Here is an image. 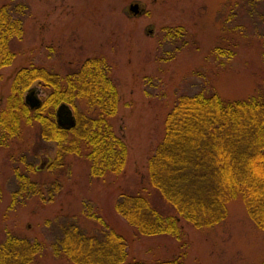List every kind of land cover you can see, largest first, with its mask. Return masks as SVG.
<instances>
[{
  "label": "rangeland",
  "instance_id": "374dc122",
  "mask_svg": "<svg viewBox=\"0 0 264 264\" xmlns=\"http://www.w3.org/2000/svg\"><path fill=\"white\" fill-rule=\"evenodd\" d=\"M133 4L143 12H129ZM1 7L21 21L22 33L10 43L11 65L0 69V112L21 68H44L63 80L84 61L98 59L117 90V108L107 121L126 143L127 156L121 173L92 177L84 146L80 155L58 160L55 142L42 140L38 126L21 124L20 137L0 148V242L12 235L39 244L32 264H72L61 252L54 254L53 245L65 227L76 226L91 237L108 230L121 235L128 263L179 257L183 264L263 262L264 233L240 197L227 203L226 218L214 227L183 224L181 240L138 234L115 204L122 192L146 181L147 160L179 96L202 92L245 100L263 84L264 1L0 0ZM169 28L181 29V36L166 37ZM218 47L223 55L214 53ZM49 92L36 82L24 97L42 102ZM75 105L89 113L84 101ZM16 173L34 189L19 191Z\"/></svg>",
  "mask_w": 264,
  "mask_h": 264
},
{
  "label": "trees",
  "instance_id": "16d2710c",
  "mask_svg": "<svg viewBox=\"0 0 264 264\" xmlns=\"http://www.w3.org/2000/svg\"><path fill=\"white\" fill-rule=\"evenodd\" d=\"M21 33V21L1 7L0 69L11 65L10 43ZM165 34L173 38L182 32L169 28ZM214 53L224 54L219 47ZM261 59L264 64V41ZM36 82L50 92L42 102L29 95L26 103L24 94ZM76 100L84 101L90 114L77 111ZM117 102L116 87L98 59L84 61L63 80L44 68H21L0 112V148L20 137L21 124L36 125L42 140L57 144L58 160L64 154L80 155L84 146L92 177L117 175L127 156L126 143L107 121ZM63 105L74 110L69 128L57 122V109ZM16 177L19 191L34 189L26 176ZM144 183L134 192H122L115 204L117 213L140 235L181 240L183 224L214 227L226 218L227 203L238 197L254 226L264 233V80L245 100L224 101L202 92L179 96L165 118L164 136L147 160ZM92 219L103 225L100 217ZM53 246L54 254L61 252L72 264H146L126 261V242L113 230L91 237L76 226L65 227ZM39 251V244L7 235L0 242V264H32ZM150 264H183V257Z\"/></svg>",
  "mask_w": 264,
  "mask_h": 264
},
{
  "label": "water",
  "instance_id": "95a60500",
  "mask_svg": "<svg viewBox=\"0 0 264 264\" xmlns=\"http://www.w3.org/2000/svg\"><path fill=\"white\" fill-rule=\"evenodd\" d=\"M139 7L137 4H133L129 6V11L131 13H133L134 15L138 14L139 12ZM57 122L60 126H66V127H70L73 125V121L71 119V113L68 109H66L65 107H60L58 109V119Z\"/></svg>",
  "mask_w": 264,
  "mask_h": 264
}]
</instances>
